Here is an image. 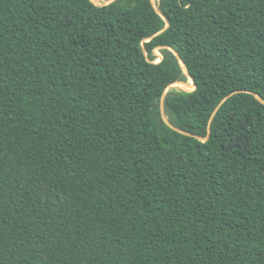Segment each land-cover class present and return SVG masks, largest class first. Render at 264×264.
<instances>
[{
  "label": "trees",
  "instance_id": "trees-1",
  "mask_svg": "<svg viewBox=\"0 0 264 264\" xmlns=\"http://www.w3.org/2000/svg\"><path fill=\"white\" fill-rule=\"evenodd\" d=\"M98 1L0 0V264H264V0Z\"/></svg>",
  "mask_w": 264,
  "mask_h": 264
},
{
  "label": "rangeland",
  "instance_id": "rangeland-1",
  "mask_svg": "<svg viewBox=\"0 0 264 264\" xmlns=\"http://www.w3.org/2000/svg\"><path fill=\"white\" fill-rule=\"evenodd\" d=\"M95 3L100 4V2L98 0H94ZM171 90H176V91H192L194 90V82L192 81V79L189 80V82L187 84L184 83H177L174 84L173 86H171L166 94L171 91Z\"/></svg>",
  "mask_w": 264,
  "mask_h": 264
},
{
  "label": "water",
  "instance_id": "water-1",
  "mask_svg": "<svg viewBox=\"0 0 264 264\" xmlns=\"http://www.w3.org/2000/svg\"><path fill=\"white\" fill-rule=\"evenodd\" d=\"M113 1H115V0H111L110 2H113ZM110 2H109V3H110ZM178 57H179V56H178ZM192 81H193V80H192ZM194 86H195V84H194Z\"/></svg>",
  "mask_w": 264,
  "mask_h": 264
},
{
  "label": "built area",
  "instance_id": "built-area-1",
  "mask_svg": "<svg viewBox=\"0 0 264 264\" xmlns=\"http://www.w3.org/2000/svg\"><path fill=\"white\" fill-rule=\"evenodd\" d=\"M161 60V58L158 59V62Z\"/></svg>",
  "mask_w": 264,
  "mask_h": 264
}]
</instances>
